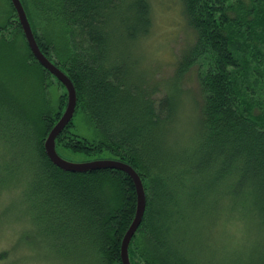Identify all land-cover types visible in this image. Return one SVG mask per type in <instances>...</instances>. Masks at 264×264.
Masks as SVG:
<instances>
[{"label": "trees", "instance_id": "1", "mask_svg": "<svg viewBox=\"0 0 264 264\" xmlns=\"http://www.w3.org/2000/svg\"><path fill=\"white\" fill-rule=\"evenodd\" d=\"M6 1L13 15L0 21V119L6 115L7 126H20L31 154L25 172H18L19 163L16 168L26 177L23 202L29 196L37 213L46 211L54 230L45 236L59 229L87 244L97 263L121 264V240L136 209L133 182L113 169L66 172L48 159L43 142L65 109L66 91L54 109H30L13 92L18 77L28 75L40 92L48 78L64 87L36 61ZM245 1L179 0L194 36L170 78L182 93L183 77L195 72L202 97L197 132L184 145L168 140V125L180 114L169 91L164 87L154 99L162 84L148 80L127 90L126 69L118 63L127 60L115 50L126 44L120 40L134 42L150 32L147 0H58L76 39L66 55L53 56V40L35 33L28 14L38 48L75 88L74 115L80 111L98 135L90 141L77 134L73 115L55 139L56 152L106 153L141 179L145 212L128 246L130 264H264V0ZM28 84L24 91L34 93L35 83ZM245 224L257 238L240 234L235 248L237 235L228 232Z\"/></svg>", "mask_w": 264, "mask_h": 264}, {"label": "rangeland", "instance_id": "2", "mask_svg": "<svg viewBox=\"0 0 264 264\" xmlns=\"http://www.w3.org/2000/svg\"><path fill=\"white\" fill-rule=\"evenodd\" d=\"M147 1L150 7V32L134 42L120 40L126 44L115 50L126 53L127 60L120 59L118 63L124 65L126 69L127 90L133 92L135 87L141 85L142 80H148L150 86H154L155 83L162 84L157 88L154 99L161 98L165 94V89L166 93L169 91L171 103L179 108L180 114L171 125H168L171 130L168 140L179 139L180 144L184 145L185 140L193 138L197 132L199 119L197 105L201 104L202 97L195 72L190 71L183 77L182 93L179 92L180 83L170 77L173 74L176 58L194 35L185 24L179 0ZM23 7L28 21L31 18L35 33L53 40L55 50L53 56L57 53L66 55L68 51H73L76 41L74 28L58 10V0H26ZM8 15L13 13L7 1L0 0V21ZM19 39L18 36V41ZM18 45L22 51L24 46L21 39ZM18 79L15 82V87H18L15 89L13 86V92L17 93L18 90L20 93L18 97L30 109L39 106L54 109L59 97L65 92V89L53 78L46 80L45 90L41 92L33 75ZM31 80L35 83L33 86L36 91L27 94L24 89L29 87L28 83ZM6 123L5 115L0 119V264H99L93 254L89 253L87 244L79 242L72 235H64L57 229V236H45L54 230L50 222L44 220L46 211L42 209L37 213L29 196L26 202H23L22 192L26 186V177L21 178L23 174L20 175L16 171L18 163L22 168L18 172H25L30 163L31 154L24 151L28 148V144L24 143L23 137H20L22 134L20 126H7ZM73 127L77 134L87 140L98 139L93 124L83 114L81 115L80 111L74 115ZM57 152L70 162L112 159L106 153L98 155V158H88L61 149ZM15 156H18L19 161ZM244 230L246 234L242 233ZM228 233L231 236L237 235L232 241L235 248L240 245V234L247 239L257 238V231L254 228L249 230L247 224L241 228L233 227ZM224 242L228 243L226 239ZM218 243L223 244L221 239ZM232 243L230 242L231 245Z\"/></svg>", "mask_w": 264, "mask_h": 264}, {"label": "water", "instance_id": "3", "mask_svg": "<svg viewBox=\"0 0 264 264\" xmlns=\"http://www.w3.org/2000/svg\"><path fill=\"white\" fill-rule=\"evenodd\" d=\"M10 3L15 11L29 50L33 54L36 61L63 85L67 95L65 110L43 142L44 152L48 159L52 164L66 172L86 173L96 170L113 169L124 172L130 177L133 182L136 193L135 215L129 228L125 232L120 245L121 264H130L128 256V246L133 235L138 229L145 212L146 201L141 179L138 176L137 172L130 165L118 160L97 159L87 162H70L59 156V154L56 152L55 139L71 121L75 111L77 100L75 88L68 76L59 68H57L50 60H48L38 48L20 0H10Z\"/></svg>", "mask_w": 264, "mask_h": 264}]
</instances>
